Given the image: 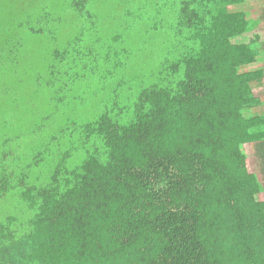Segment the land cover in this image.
Here are the masks:
<instances>
[{
    "label": "trees",
    "instance_id": "16d2710c",
    "mask_svg": "<svg viewBox=\"0 0 264 264\" xmlns=\"http://www.w3.org/2000/svg\"><path fill=\"white\" fill-rule=\"evenodd\" d=\"M14 2L0 264H264V0Z\"/></svg>",
    "mask_w": 264,
    "mask_h": 264
},
{
    "label": "rangeland",
    "instance_id": "374dc122",
    "mask_svg": "<svg viewBox=\"0 0 264 264\" xmlns=\"http://www.w3.org/2000/svg\"><path fill=\"white\" fill-rule=\"evenodd\" d=\"M20 9H21V6L15 2L12 4L10 3V5L6 8H0V15L2 16V18L9 19L8 22L12 25V32L16 30V32L18 33V28L16 29L17 21L15 19H16L17 15L20 14V12H19ZM255 13H256L255 10H253V15H255ZM22 35L25 36L26 40L31 41L32 45H34V40H33L31 35H29L28 33L22 34ZM32 55H34V52ZM33 61H34V59L31 58V62H33ZM262 64L263 63L258 62L256 64H254L253 66L255 67V66L262 65ZM253 90H254L253 92L255 95H259V96L264 97V82L260 86L254 87ZM244 150L246 152V155H248V158H249V168L251 169V171L256 172L259 175L260 174L259 163H258V159H256V156H255L256 154L254 151L253 144H250V143L245 144ZM260 195L262 198H264L263 193H261Z\"/></svg>",
    "mask_w": 264,
    "mask_h": 264
}]
</instances>
